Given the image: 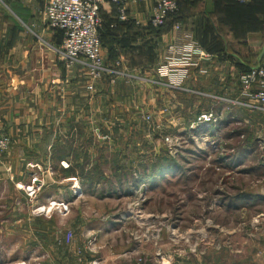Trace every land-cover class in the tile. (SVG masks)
<instances>
[{
  "label": "crops",
  "instance_id": "1",
  "mask_svg": "<svg viewBox=\"0 0 264 264\" xmlns=\"http://www.w3.org/2000/svg\"><path fill=\"white\" fill-rule=\"evenodd\" d=\"M206 1V12H195L181 0L177 30L173 22L161 28L150 25L158 0H131L124 22L118 21L116 6L106 0L101 7L102 53L108 66L119 65L120 75L96 80L86 62L65 64L59 53L64 33L47 25L44 5L40 8L37 0H4L0 4V134L13 140V148L0 156V195L20 194L16 185L24 183L27 165L41 164L52 170L41 192L44 202L64 199L73 205L83 197L122 201L130 193L140 200L149 191L143 180L158 172L160 135L186 121L190 125L207 112L208 97L230 103L226 109H240L231 101L242 99L240 76L259 65L264 37L254 35L258 30L249 23L254 25L255 18L242 13L234 0ZM217 9L231 22L227 27L216 24ZM246 34L250 37L245 41ZM190 45L212 58L191 68L180 88L170 86L158 68L171 46ZM91 85L93 90L88 88ZM148 115L151 122L145 120ZM75 176L82 180L79 197L72 194L67 179ZM4 199L1 195L0 241L37 236L54 241L55 253L66 244L57 214L38 220L14 197ZM103 241V234H96L88 246L86 240L83 247L73 240L69 245L76 253L90 250L95 264H105L110 256L124 257Z\"/></svg>",
  "mask_w": 264,
  "mask_h": 264
},
{
  "label": "rangeland",
  "instance_id": "2",
  "mask_svg": "<svg viewBox=\"0 0 264 264\" xmlns=\"http://www.w3.org/2000/svg\"><path fill=\"white\" fill-rule=\"evenodd\" d=\"M37 1L42 8L44 1ZM202 1L186 3L195 12H206L209 2ZM234 1L242 13L255 18L254 25L249 23L258 30L254 35L264 37V0ZM216 13L217 25L231 24L218 9ZM249 37L246 34L243 40ZM226 104L230 103L220 97L207 98V112L223 113L222 120L211 127L190 133L186 121L183 127L169 129L167 133L180 141L169 161L160 138L163 159L157 174L161 179L140 200L132 193L122 201L83 197L70 205L66 215L57 214L64 239L70 233L73 242L83 247V241L88 246L89 239L103 234L104 243L124 254L110 256L105 264H264V113L256 111L253 116L242 107L226 109ZM23 182L29 185L30 177L26 175ZM41 192L36 199L24 191L1 195L14 197L25 204L26 213H32L43 205ZM53 244L37 236L2 240L0 264L24 260L29 264L95 263L90 250L76 253L66 243L55 253Z\"/></svg>",
  "mask_w": 264,
  "mask_h": 264
},
{
  "label": "built area",
  "instance_id": "3",
  "mask_svg": "<svg viewBox=\"0 0 264 264\" xmlns=\"http://www.w3.org/2000/svg\"><path fill=\"white\" fill-rule=\"evenodd\" d=\"M33 1V0H25ZM44 16L47 25L54 30L64 33V45L59 52L65 64L69 67L77 62H86L89 66L91 77L102 80L104 76L115 77L120 75L118 64L108 66L102 53L101 30L103 19L101 17V7L106 0H43ZM116 6L118 21L124 22L129 19L128 4L131 0H109ZM145 2L146 0H137ZM244 1V0H242ZM4 0H0L3 4ZM179 10L177 0H158L150 18V25L153 28L163 27L168 19ZM114 26V25H113ZM175 28L180 29V24H175ZM212 56L197 45H190L186 48H176L171 46L168 56L163 64L158 68V74L169 79L170 86L180 88L189 75L191 68L199 67L202 61L210 60ZM112 78L111 84H114ZM93 90V86L88 87ZM239 101H231V104L247 108L250 111L264 113V57L260 65L251 67L240 76ZM223 113L215 111L202 112L188 127L189 132H196L205 127H211L222 120ZM147 122H151L150 115L145 117ZM162 131V128H159ZM163 144L167 147L171 155H175L180 141L165 134L162 137ZM13 148V140L5 134H0V156L9 153ZM175 151V152H174ZM64 168L68 164L62 162ZM26 175L31 182L25 186L16 185L20 191H24L29 198L36 199L37 195L47 186L46 176L52 174L51 168L44 169L41 164H28ZM70 190L73 195L81 194L80 181L69 178ZM32 201V200H31ZM67 200L50 199L39 205L34 215L51 217L54 213L66 215L70 208ZM72 234L68 233L65 242H72ZM12 264H29L28 261ZM95 264V263H94Z\"/></svg>",
  "mask_w": 264,
  "mask_h": 264
},
{
  "label": "trees",
  "instance_id": "4",
  "mask_svg": "<svg viewBox=\"0 0 264 264\" xmlns=\"http://www.w3.org/2000/svg\"><path fill=\"white\" fill-rule=\"evenodd\" d=\"M178 1V5H179V10H178V12L176 13V14H174V15H172L169 19H168V21L166 22V24H168L169 22H173V24L174 23H177V22H181V3H180V1L179 0H177ZM101 17H102V15H101ZM165 24V25H166ZM115 27V26H114ZM103 28H104V21H103V27H102V30H101V42H102V37H103ZM250 69V67H248L247 69H245V70H243L242 71V73H244V72H246L247 70H249ZM203 129V128H202ZM199 131V130H198ZM187 132H189L188 131V129H187ZM197 132V131H196ZM196 132H190V133H196ZM166 133H164V134H162V135H160V137H158L157 139H160L163 135H165ZM168 134V133H167ZM164 145V144H163ZM164 147H165V145H164ZM162 152L163 153H165L164 154V156H165V158H166V160L167 161H169L171 158H174V156L175 155H171L170 153H169V151H168V149H167V147H165L163 150H162ZM161 157V149H160V155H159V162L163 159V158H160ZM158 162V163H159ZM162 169H160V171H161ZM157 173H160L159 172V164H158V172ZM167 175V174H166ZM69 178H72V177H68L67 179H69ZM75 178H77L79 181H80V183H81V179L80 178H78V177H76L75 176ZM161 179V174L160 175H158V174H154L153 175V177H151V178H148V179H144L143 181V184L144 185H147V186H149L148 187V189L149 190H153L152 189V187H154L155 186V184H156V182L158 181V180H160ZM81 190H82V188H81ZM147 192V191H146Z\"/></svg>",
  "mask_w": 264,
  "mask_h": 264
},
{
  "label": "water",
  "instance_id": "5",
  "mask_svg": "<svg viewBox=\"0 0 264 264\" xmlns=\"http://www.w3.org/2000/svg\"><path fill=\"white\" fill-rule=\"evenodd\" d=\"M263 57H264V48H263L262 54H261V56H260V58H259V61H260V62H259V65H260V63H261Z\"/></svg>",
  "mask_w": 264,
  "mask_h": 264
}]
</instances>
